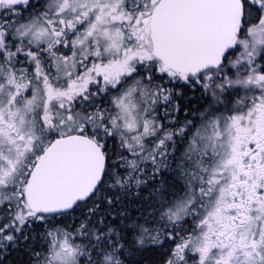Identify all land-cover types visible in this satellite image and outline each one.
I'll use <instances>...</instances> for the list:
<instances>
[{
	"label": "rangeland",
	"instance_id": "1",
	"mask_svg": "<svg viewBox=\"0 0 264 264\" xmlns=\"http://www.w3.org/2000/svg\"><path fill=\"white\" fill-rule=\"evenodd\" d=\"M154 1L49 0L45 6L49 16L34 15L28 20L22 16L13 25L10 37L16 40L18 47L24 46L32 52L28 53L29 59H26L29 65L33 53L37 58L33 59L36 67L21 83L13 79V72L5 73V70L8 71V59H0V113H13L14 123L21 130L20 134L25 136L10 148V156L0 162V239L2 233L11 228L19 230L30 219H41L29 212L23 202L20 203L14 189L33 157L39 154L55 132L84 131L86 116L81 118L69 111L71 92L80 84L86 67L93 60L94 63L110 65L120 59L128 43H147L148 14ZM248 1L259 6L261 15L256 22L249 17L242 29L243 36L237 37L235 53L233 51L234 54L230 55L226 67L231 70L222 71L226 75V84L224 80L220 84L223 90L219 96L232 84L228 78L229 74L233 76V70L246 71L250 57L260 56L264 52V0ZM9 8L0 0V12L6 11L7 16L16 12ZM58 44H61L60 50L55 48ZM40 45L45 47L44 50L35 52V46ZM46 55H50L48 61L44 60ZM12 61L17 63L18 60ZM212 77L214 72L211 71L202 78L211 81ZM196 80L200 81L198 78ZM252 82L258 88L264 87L263 79H252ZM159 89L151 88L149 93L143 84L133 86L114 101L121 127L129 132L137 131L132 145L135 153L140 152L141 139L156 135L152 137L155 149L164 136L158 120H154L156 106L150 101L161 96ZM210 90L214 91V87ZM53 107L57 108V114L53 113ZM244 126L239 116L232 115L205 122L200 131L194 133L195 137L198 135L194 142L200 143L198 151L202 145L204 151L216 156L204 174L199 175L207 186L200 188L197 178L189 179L187 192L175 200L169 209V220L195 219V232L189 238L188 246L203 264H264V202L253 207V212L241 226H224L234 212L227 211L230 189L222 173L229 170V164L240 154L237 139ZM0 147L2 150L8 149L1 141ZM49 239L50 264H79L81 248L71 236L53 232ZM180 247L182 251L184 245Z\"/></svg>",
	"mask_w": 264,
	"mask_h": 264
},
{
	"label": "trees",
	"instance_id": "2",
	"mask_svg": "<svg viewBox=\"0 0 264 264\" xmlns=\"http://www.w3.org/2000/svg\"><path fill=\"white\" fill-rule=\"evenodd\" d=\"M48 1L31 0L25 8L11 7L16 12L9 17L6 11L0 12V29L9 34L2 40L15 41L10 37L11 30L22 16L24 20L34 15L49 16L45 8ZM243 2L245 26L249 17L253 22L258 20L261 9L248 0ZM147 43H132L110 65L94 63L92 59L84 78L71 92L69 111L81 118L86 116L87 125L82 132L94 138L106 155L105 174L99 188L67 213L41 217L38 221L30 219L19 230L11 228L2 233L0 264H50L49 236L53 232L67 234L79 243V264H203L188 246L195 232V219L169 220V209L187 192L189 179L197 178L200 188L207 186L199 175L204 174L216 156L204 151L202 145L198 151L200 143L194 142L198 139L194 133L205 122L237 114V106L245 96L253 95L257 86L252 81L246 85L244 70H233L232 84L219 96L223 90L220 84L226 79L224 67L213 69L211 81L202 78L209 72L196 76L199 82L194 77L181 79L145 53ZM23 48L26 47L20 49ZM44 48L35 46L34 51ZM5 54L0 36V59ZM49 57L46 55L44 60L48 61ZM26 59L23 51L17 56V63H10L17 68L26 64ZM228 62L226 58L225 65ZM27 71H31V66ZM141 84L149 93L151 88H161V96L150 101L156 106L154 120H158L164 136L155 149L152 137L156 135L141 139L140 152L135 153L132 145L137 131L129 132L121 127L114 101ZM212 86L214 91L210 90ZM53 109L57 114V108Z\"/></svg>",
	"mask_w": 264,
	"mask_h": 264
},
{
	"label": "water",
	"instance_id": "3",
	"mask_svg": "<svg viewBox=\"0 0 264 264\" xmlns=\"http://www.w3.org/2000/svg\"><path fill=\"white\" fill-rule=\"evenodd\" d=\"M22 5L30 0H3ZM242 0H158L149 18L151 54L167 69L197 75L219 67L242 24ZM106 169L102 147L91 137H55L28 176L24 197L30 211L53 215L86 201Z\"/></svg>",
	"mask_w": 264,
	"mask_h": 264
},
{
	"label": "flooded vegetation",
	"instance_id": "4",
	"mask_svg": "<svg viewBox=\"0 0 264 264\" xmlns=\"http://www.w3.org/2000/svg\"><path fill=\"white\" fill-rule=\"evenodd\" d=\"M6 34V31L0 29L2 49L6 53L5 59H8L6 63L8 71L5 70V73L13 72V79L22 80L29 73L22 69H28L29 63L14 70L10 63L12 58L9 56L13 55V57L17 58L24 50L22 51L21 47H18L16 40H11V42L2 40ZM238 35L242 36L241 32ZM11 46H15V49H11ZM145 52L150 53V50L146 49ZM25 53H27L26 58L29 59V51L26 50ZM36 58L37 55L33 57V59ZM31 66L32 68L36 67L33 62ZM249 68L256 74L257 78L264 80V53ZM235 112L237 113L235 116H239V120L245 124L241 128L239 139H237V149H239L238 153L240 154L229 164V170L222 173V177L230 189L229 197L227 198L229 204V206L227 204V211L233 210L234 212L226 220L224 226L231 228L241 226L253 212V207L264 202V87L256 88L253 95L248 94L245 96V100L237 106ZM20 131L19 127L14 123L13 113H0V141L8 147L7 150H2L0 147V162L10 156V148L13 145L25 139V136L20 134ZM45 147L39 151L37 156L33 157L31 164L28 165L26 172L19 180V185L14 189V192H17V199L20 203L23 202L24 205L23 191L27 178L35 160ZM9 162H11L10 159ZM10 166L14 167V164L10 163Z\"/></svg>",
	"mask_w": 264,
	"mask_h": 264
}]
</instances>
